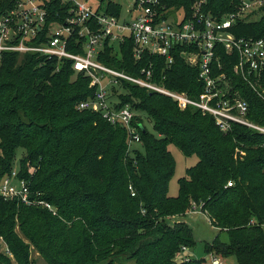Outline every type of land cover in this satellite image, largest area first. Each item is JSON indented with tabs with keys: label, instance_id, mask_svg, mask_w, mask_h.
<instances>
[{
	"label": "trees",
	"instance_id": "obj_1",
	"mask_svg": "<svg viewBox=\"0 0 264 264\" xmlns=\"http://www.w3.org/2000/svg\"><path fill=\"white\" fill-rule=\"evenodd\" d=\"M194 1L161 0V5L191 13ZM16 2L0 0V14ZM104 2L109 13L121 16L120 5ZM240 5L207 0L204 11L219 19ZM49 8L52 21L66 10L55 1ZM260 11L259 20H239L231 32L263 37L264 4ZM180 50L168 67L165 58L149 53L137 60L127 39L118 47L107 46L99 58L136 78L149 71L155 84L197 98L204 89L200 69L187 65ZM219 55L220 73L249 104L248 119L264 128V99L235 76V55ZM90 83L70 61L59 64L17 52L0 58V178L11 174L23 149L18 177L30 182L33 198L57 210L54 215L41 206L0 200V239L13 257L0 245V264H35L30 245L16 232L18 223L48 264H205L182 255L183 248L196 245L186 220L193 203L203 204V213L219 229L205 246L208 255L264 264V133L239 124L224 133L213 116L191 107L182 111L171 98L122 81L118 87L126 93L119 96V106H133L153 124V132L138 126L142 150L130 152L124 129L111 126L100 113L78 109L95 97L97 88ZM112 91L118 97L116 86ZM170 145L198 160L179 181L177 197L169 195L176 170Z\"/></svg>",
	"mask_w": 264,
	"mask_h": 264
},
{
	"label": "built area",
	"instance_id": "obj_2",
	"mask_svg": "<svg viewBox=\"0 0 264 264\" xmlns=\"http://www.w3.org/2000/svg\"><path fill=\"white\" fill-rule=\"evenodd\" d=\"M53 1L65 5L66 10L63 16L57 13L52 21L49 5ZM235 1L241 2L237 12L215 19L204 11L207 0H195L191 13L183 8L162 6L161 0H133L128 19L122 21L121 16L106 10L104 0H17L10 11L0 14V58L4 53L17 52L56 59L59 64L70 61L74 72L90 78V87L97 88L95 97L80 103L78 109L100 113L108 124L124 129L130 152L135 150L134 146L142 145L138 126L142 128L144 124L136 120L133 106L109 103L108 83L119 86L122 81L131 82L171 98L182 111L191 107L209 114L224 133L234 124L264 133L263 127L248 119V102L234 90L228 75L220 73L223 69L220 51L235 55V76L242 78L264 99V36L237 37L231 32L237 21L246 20L249 14L260 11L264 0ZM127 39L133 42L137 60L149 53L165 58L168 67L173 64L176 51L181 49L185 63L200 69L203 92L197 98H191L187 93L155 84L149 71H142L145 78H136L100 61L107 46L118 47ZM18 175L19 171L12 170L11 174L0 178V200L41 206L57 215L54 206L32 197L30 182ZM232 186L230 182L228 187ZM202 208L203 204L193 203L189 213H203ZM185 251L183 248V253ZM210 260L211 264H222L214 254H210Z\"/></svg>",
	"mask_w": 264,
	"mask_h": 264
},
{
	"label": "rangeland",
	"instance_id": "obj_3",
	"mask_svg": "<svg viewBox=\"0 0 264 264\" xmlns=\"http://www.w3.org/2000/svg\"><path fill=\"white\" fill-rule=\"evenodd\" d=\"M92 1L94 2V1H101V0H92ZM112 1L120 5L122 8L121 20L123 21L125 19H128L129 11L133 8V4H134L133 0H112ZM261 16H262L261 11H255L249 14V19L256 21V20H259ZM106 81H108L107 78H106ZM114 86H116L118 97L113 94L112 89ZM124 93H126V90L119 88L118 85H112L110 83L107 84L108 100H109V103H111L112 105L119 104L120 103L119 96L123 95ZM135 112L137 113L138 117L143 118L144 126L150 132H153V124L150 121V119L145 114L139 113V111L135 110ZM134 148L142 150L141 145H136L134 146ZM169 150L172 153L176 161L175 174L169 183V195L171 197H177L179 195V181L186 176L187 169L195 166L198 160L195 156L185 157L182 154V152L174 145H170ZM24 155H25V151L23 149H19L17 152L16 161L13 165V170L19 171L20 161L24 157ZM186 220L188 221V223L191 225V227L194 230V239L196 241L195 247L186 249V251L188 250L187 253L190 254V258L192 259L202 260L205 262V264H211L210 256L206 253L205 246L207 243L213 240L216 234L219 233V229L215 228L212 225V222L209 216L202 212H198L196 214H190L188 212L186 216ZM16 232L21 238H23V240L27 244L30 245L31 260L34 261L35 264H48L46 260L41 257L40 253L36 250L34 245H32L29 242V240L24 237V235L22 234L20 230V223L17 224ZM220 236H221L222 241H228L226 233H221ZM0 245L2 247V251L6 252L13 259L12 255L8 253L7 246L2 239H0ZM181 259H182L181 256H179L178 261H181ZM232 260H235V259L233 258ZM118 264H121V263L118 262ZM122 264H134V263H132L131 261L126 263L124 261Z\"/></svg>",
	"mask_w": 264,
	"mask_h": 264
},
{
	"label": "crops",
	"instance_id": "obj_4",
	"mask_svg": "<svg viewBox=\"0 0 264 264\" xmlns=\"http://www.w3.org/2000/svg\"><path fill=\"white\" fill-rule=\"evenodd\" d=\"M188 251V250H187ZM187 251H185V253L183 254V258H190V254L187 253ZM210 256V255H209ZM221 259V258H220ZM233 258H229V259H222V264H236L235 260H232Z\"/></svg>",
	"mask_w": 264,
	"mask_h": 264
}]
</instances>
